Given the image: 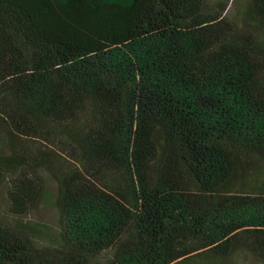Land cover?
<instances>
[{
    "label": "trees",
    "instance_id": "obj_1",
    "mask_svg": "<svg viewBox=\"0 0 264 264\" xmlns=\"http://www.w3.org/2000/svg\"><path fill=\"white\" fill-rule=\"evenodd\" d=\"M208 1L0 0V264H264V0Z\"/></svg>",
    "mask_w": 264,
    "mask_h": 264
},
{
    "label": "rangeland",
    "instance_id": "obj_2",
    "mask_svg": "<svg viewBox=\"0 0 264 264\" xmlns=\"http://www.w3.org/2000/svg\"><path fill=\"white\" fill-rule=\"evenodd\" d=\"M224 2H226V0H209L208 5L211 10L213 9L216 10L218 9L220 3H224ZM245 7H246V3L244 1L239 0L230 6L226 16L229 17V19L239 22L242 20ZM261 166L264 167V163H262ZM47 187H48V193L51 195L52 193H54L56 189L55 182L52 180H49ZM5 191H6V187H4L0 191V214L1 215L7 214V203L5 200ZM28 219L34 222L44 223L45 225L53 227L56 225L57 216L52 206H50L49 203L43 202L39 205V207L36 210H34L30 214ZM244 264H261V263H258L251 258H245Z\"/></svg>",
    "mask_w": 264,
    "mask_h": 264
}]
</instances>
